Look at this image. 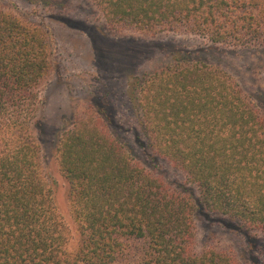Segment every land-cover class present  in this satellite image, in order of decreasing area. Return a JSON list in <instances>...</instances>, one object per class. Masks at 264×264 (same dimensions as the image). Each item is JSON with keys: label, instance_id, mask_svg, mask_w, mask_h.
<instances>
[{"label": "trees", "instance_id": "obj_1", "mask_svg": "<svg viewBox=\"0 0 264 264\" xmlns=\"http://www.w3.org/2000/svg\"><path fill=\"white\" fill-rule=\"evenodd\" d=\"M109 28L264 46V0H94ZM48 34L0 8V264H246L197 247V213L264 239V114L224 71L175 60L137 90L146 145L183 176L135 164L100 116L57 142L77 247L46 189L29 118L51 69ZM36 124V122H35Z\"/></svg>", "mask_w": 264, "mask_h": 264}, {"label": "rangeland", "instance_id": "obj_2", "mask_svg": "<svg viewBox=\"0 0 264 264\" xmlns=\"http://www.w3.org/2000/svg\"><path fill=\"white\" fill-rule=\"evenodd\" d=\"M0 8L48 34L51 69L28 122L39 146L46 189L71 249L78 240L56 146L77 118L99 115L135 164L179 183L181 173L154 155L142 136L136 96L143 76L175 60L200 62L228 74L264 114V46L212 44L200 36L171 32L154 36L132 29L115 32L94 0H0ZM195 221L198 248L238 250L246 264H264L261 236L205 212L197 213Z\"/></svg>", "mask_w": 264, "mask_h": 264}]
</instances>
